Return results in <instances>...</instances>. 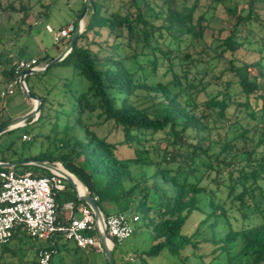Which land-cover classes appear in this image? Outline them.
I'll list each match as a JSON object with an SVG mask.
<instances>
[{
	"label": "trees",
	"instance_id": "obj_1",
	"mask_svg": "<svg viewBox=\"0 0 264 264\" xmlns=\"http://www.w3.org/2000/svg\"><path fill=\"white\" fill-rule=\"evenodd\" d=\"M30 1L0 0V20L18 17L8 26L12 38L33 14ZM41 7L40 15L49 16L50 4ZM82 10L83 3L74 26ZM84 21L74 48L57 64L74 70L59 86L71 109L54 111L53 122L65 116V140L0 162L59 163L105 217L110 208L137 217L133 225L152 235L137 254L141 264L185 261L190 253L201 258L190 250L205 226L212 234L206 244L214 248L208 264H264V0H91ZM240 51L256 57L240 60ZM54 58L35 57L39 66ZM25 59L0 51V84L17 79L14 69ZM28 78V90L42 101L36 124L62 99L36 94ZM5 123L0 118V127ZM21 167L14 171L51 175ZM65 184L55 197L60 221L65 202L84 205ZM195 213L203 219L188 234ZM232 221L242 224L234 229ZM19 234L27 236L17 230L9 242ZM47 243L43 248L54 251L53 238Z\"/></svg>",
	"mask_w": 264,
	"mask_h": 264
},
{
	"label": "rangeland",
	"instance_id": "obj_2",
	"mask_svg": "<svg viewBox=\"0 0 264 264\" xmlns=\"http://www.w3.org/2000/svg\"><path fill=\"white\" fill-rule=\"evenodd\" d=\"M235 1L241 3L243 0ZM204 2L207 4L208 0H204ZM82 3V0H31L30 4L33 14L28 19L27 25L22 27L21 31L16 32L13 38L9 32L8 26L14 24L18 17L13 16L9 22L0 20V51L7 55L9 53L24 54L27 58L43 57L45 55L56 58L59 51H63L67 46L65 45L67 39L62 38L59 43L55 44L54 34L60 31L62 27H67L69 23H74L76 11L81 8ZM42 4H50V15L47 17L40 15ZM231 5H235V3ZM47 27H49L52 32H49ZM206 40H210L209 32L206 34ZM237 57H239L240 60L243 59L246 61H252L256 56L245 51H240L238 52ZM73 74L74 70L72 67L55 65L50 68L45 75L42 74L41 78H38L37 75L29 76L27 84L32 87L36 94L45 95L47 91V93H49L47 97L50 101L58 100V98L62 99L60 100L62 107L59 108L60 103L56 104L50 111L49 116L42 118V120H40L38 123L33 124V122L26 121L27 124L25 127L16 128L1 134L0 156L12 157L13 152L21 154L23 157L34 156L46 149L55 148L53 142L65 140L66 135L65 133H62L63 130H66V119H64L65 116H61L57 122H53V119L55 113L54 111L63 110L67 112L71 109V103L68 100V97H60L61 92L59 90V86L61 85V77H70ZM6 88L7 85L2 82L0 84V93L6 90ZM30 108H33V102L24 96L20 87L17 85H15L13 88L12 94L7 95L5 99L0 98V118L6 122L10 119L25 115L30 111ZM70 132L71 131L68 130L69 134ZM24 133H27L29 138L34 136V140L32 142H22L23 138H21V135ZM77 136L81 137L82 135L80 134ZM10 144L11 149L7 150L6 147ZM62 148L63 147H61V149ZM15 170L17 172H21L23 169L21 166H17L15 167ZM209 187L213 188V185H210ZM213 191L215 192V189H213ZM224 197V194H222V197L220 198L223 200ZM205 201L206 196L202 195L201 202L204 204ZM109 212L110 214L117 213L115 208H110ZM75 215L79 217V215ZM202 219L203 216H201L199 213L193 214L188 220L186 232L188 234H192ZM230 223L234 229H237V227L242 224L241 222L237 223L236 221H232ZM253 225L254 224H250V226ZM132 226L133 233L131 237L125 240L123 243H115L113 247V257L115 264H141L140 258L137 256V254L142 250V248H146V245L150 243L152 235L149 230L143 228L139 224ZM217 233L218 235H224L225 231L224 229H221L218 230ZM209 235L212 234L210 231H208L207 226L200 228L199 234H197L195 237V239H202L199 242L200 245L197 247L198 249L196 247H192L190 250L193 251L196 249L198 253L202 255L201 258L198 256L193 257L190 253L188 254V257L185 261L171 259L170 263L208 264L212 259L211 253L214 249L206 244L208 240L205 238ZM213 235H215V232ZM61 238L62 239L59 240L55 238V248H58V252H55L52 256V264H108L103 251L96 252L93 249L83 251L77 249L75 246V248L71 246L70 249L63 250L59 241H69L64 240L63 237ZM95 239H97V236ZM33 244L42 247L46 246L48 243L46 241L33 240L29 236H26L25 238H15L11 240L9 244L0 246V264H34L35 253ZM4 246L7 248L5 251L3 249ZM163 257H165V255ZM174 261L176 263H173ZM158 264L162 263L159 262ZM210 264L224 263L220 260Z\"/></svg>",
	"mask_w": 264,
	"mask_h": 264
},
{
	"label": "built area",
	"instance_id": "obj_3",
	"mask_svg": "<svg viewBox=\"0 0 264 264\" xmlns=\"http://www.w3.org/2000/svg\"><path fill=\"white\" fill-rule=\"evenodd\" d=\"M74 29L73 24L62 28L54 34V42L59 43L62 38L69 41ZM47 30L52 32L49 27ZM39 68L42 66L31 58L19 61L14 72L20 77L25 71ZM19 77L7 84L6 90L0 93L1 98L12 94L15 85L20 87ZM19 126L25 127L26 122ZM22 138L23 141L30 140L27 135ZM0 181V246L8 244L15 231L19 230L33 240L46 242L59 234L80 250L102 252L98 238L91 235L96 233L97 220L90 207H76L71 201L65 202L61 210L65 212L66 222L58 220L55 197L66 189V180L61 175L34 176L29 172L17 174L13 169L0 168ZM75 211L80 213L79 217L74 216ZM103 220L107 241L114 247L115 243H123L131 237L137 217L117 212L106 217L103 215ZM54 253L45 248L38 249L37 264H52Z\"/></svg>",
	"mask_w": 264,
	"mask_h": 264
},
{
	"label": "water",
	"instance_id": "obj_4",
	"mask_svg": "<svg viewBox=\"0 0 264 264\" xmlns=\"http://www.w3.org/2000/svg\"><path fill=\"white\" fill-rule=\"evenodd\" d=\"M90 3H91V0H83V10L81 13V17H80V19H78V21L75 25V29H74V31L70 37V40L68 42V45L64 48V50L55 59L50 61L48 64H46L42 68L25 71L19 77L20 89L23 92L24 96L33 102V108L27 114H25L23 116L8 120L4 125H2L0 127V135L5 133V132L11 131L13 129L19 128L20 127L19 124H22L26 121L31 120V122H34L37 120L39 113H40V107H41L42 101L37 95L32 94L28 90V87L25 83V78L28 76L44 74L47 70H49L53 66L57 65L59 62H61L63 59H65L67 57V55L74 48L76 41L78 40L79 36L81 35V33L83 31L84 18L87 14ZM24 165H34V166L46 169L51 173L59 174L68 183H70L71 185L74 186L78 200L81 201L84 205L91 208L93 215H94L95 219L97 220L96 236L102 245V251L105 255V258H106L108 264H115L113 252H112L113 247L112 246L109 247L107 245L108 241H107L106 231L104 228L103 214H102L101 210L99 209L98 205L96 204L95 200L93 199V197L89 193L88 189L83 184H81L72 174H70L68 171H66L62 167V165H60L59 163L40 162V161L0 162V168L1 169H13L14 170L15 167L24 166ZM78 185L82 189L81 192L78 190Z\"/></svg>",
	"mask_w": 264,
	"mask_h": 264
},
{
	"label": "crops",
	"instance_id": "obj_5",
	"mask_svg": "<svg viewBox=\"0 0 264 264\" xmlns=\"http://www.w3.org/2000/svg\"><path fill=\"white\" fill-rule=\"evenodd\" d=\"M69 24H72V23H69ZM68 24V25H69ZM62 28H64V27H62ZM61 28V29H62ZM32 58V57H31ZM31 58H27V59H31ZM32 108H30V110H31ZM28 113V112H27ZM26 113V114H27ZM78 207H80V206H78ZM75 214H77V215H79L80 216V213L78 212V211H75ZM75 217H77L76 215H74ZM61 221L62 222H66V220H65V212H63V211H61ZM22 235L20 234V236H18L17 238H20ZM26 236H24V237H21V238H25ZM56 239H62L61 237V235H56V236H54ZM53 237V245H55V243H56V241H55V238ZM58 242V241H57ZM60 242V245H62L61 247L63 248V250H66V249H70L71 248V246H75V245H73L72 243H69V242H63V241H59ZM9 244V243H8ZM33 246H34V253H35V259L37 260V257H36V255H37V251H38V249H41V248H43L44 246H38V245H36V244H33ZM76 247V246H75ZM74 247V248H75ZM77 248V247H76ZM78 249V248H77ZM80 250V249H79ZM92 250V249H91ZM54 252H58V248L56 247V248H54Z\"/></svg>",
	"mask_w": 264,
	"mask_h": 264
},
{
	"label": "bare ground",
	"instance_id": "obj_6",
	"mask_svg": "<svg viewBox=\"0 0 264 264\" xmlns=\"http://www.w3.org/2000/svg\"><path fill=\"white\" fill-rule=\"evenodd\" d=\"M61 169V168H60ZM78 190L81 192L82 191V189H81V187L78 185ZM107 245L109 246V247H111V243H109V242H107Z\"/></svg>",
	"mask_w": 264,
	"mask_h": 264
}]
</instances>
